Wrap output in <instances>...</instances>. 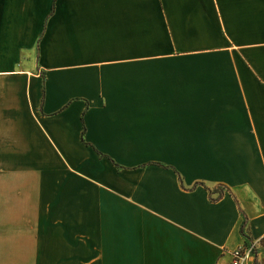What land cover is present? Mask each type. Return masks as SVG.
Listing matches in <instances>:
<instances>
[{"label":"crops","instance_id":"0c3cea01","mask_svg":"<svg viewBox=\"0 0 264 264\" xmlns=\"http://www.w3.org/2000/svg\"><path fill=\"white\" fill-rule=\"evenodd\" d=\"M263 236L264 0H0V264Z\"/></svg>","mask_w":264,"mask_h":264},{"label":"built area","instance_id":"2783aa9c","mask_svg":"<svg viewBox=\"0 0 264 264\" xmlns=\"http://www.w3.org/2000/svg\"><path fill=\"white\" fill-rule=\"evenodd\" d=\"M255 255L256 248L253 243L239 245L230 251L227 264H252L255 261ZM257 264H264V257L262 263L258 261Z\"/></svg>","mask_w":264,"mask_h":264},{"label":"trees","instance_id":"16d2710c","mask_svg":"<svg viewBox=\"0 0 264 264\" xmlns=\"http://www.w3.org/2000/svg\"><path fill=\"white\" fill-rule=\"evenodd\" d=\"M110 161H111V159H110ZM112 162V161H111ZM116 167H119V165H117V164H115L114 162H112ZM242 226H243V222L240 224V226H239V232L241 233V235H243L245 238H246V236H245V234H244V232H243V229H242Z\"/></svg>","mask_w":264,"mask_h":264},{"label":"rangeland","instance_id":"374dc122","mask_svg":"<svg viewBox=\"0 0 264 264\" xmlns=\"http://www.w3.org/2000/svg\"><path fill=\"white\" fill-rule=\"evenodd\" d=\"M249 243H252V242H247L246 244H249ZM243 245H245V244H243Z\"/></svg>","mask_w":264,"mask_h":264}]
</instances>
